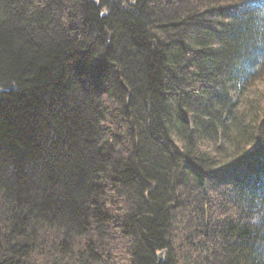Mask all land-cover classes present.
<instances>
[{"label": "trees", "instance_id": "trees-1", "mask_svg": "<svg viewBox=\"0 0 264 264\" xmlns=\"http://www.w3.org/2000/svg\"><path fill=\"white\" fill-rule=\"evenodd\" d=\"M259 69L264 0H0V264H264Z\"/></svg>", "mask_w": 264, "mask_h": 264}, {"label": "rangeland", "instance_id": "rangeland-1", "mask_svg": "<svg viewBox=\"0 0 264 264\" xmlns=\"http://www.w3.org/2000/svg\"><path fill=\"white\" fill-rule=\"evenodd\" d=\"M262 5V4H261ZM261 69V68H260ZM260 69H259V72H258V76H259V73H260V75H261V77H263V75H264V69L263 70H261L260 71ZM259 78V77H258ZM263 83H264V81H263ZM260 85H262V83H260ZM263 86V85H262ZM260 88H261V86H260Z\"/></svg>", "mask_w": 264, "mask_h": 264}, {"label": "water", "instance_id": "water-1", "mask_svg": "<svg viewBox=\"0 0 264 264\" xmlns=\"http://www.w3.org/2000/svg\"><path fill=\"white\" fill-rule=\"evenodd\" d=\"M108 37H110L109 33H108ZM162 256H163V252H161V253L159 254V260H160V261L162 260Z\"/></svg>", "mask_w": 264, "mask_h": 264}]
</instances>
